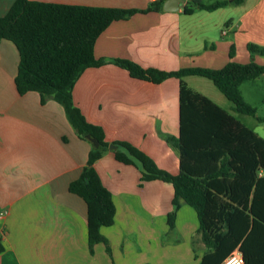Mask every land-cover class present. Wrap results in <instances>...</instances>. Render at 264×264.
Wrapping results in <instances>:
<instances>
[{"label": "crops", "instance_id": "obj_1", "mask_svg": "<svg viewBox=\"0 0 264 264\" xmlns=\"http://www.w3.org/2000/svg\"><path fill=\"white\" fill-rule=\"evenodd\" d=\"M13 1L0 0V17ZM36 1L145 9L152 0ZM248 43L264 47V0L191 14L183 7L136 12L112 21L98 35L93 52L103 63L85 68L71 91L85 120L101 126L108 142L94 168L115 205L113 223L100 228L110 252L97 242L90 253L87 206L68 185L86 165L92 143L78 136L54 99L42 102L36 91L17 92L18 50L0 40V264H198L204 248L194 209L180 198L170 228L172 185L143 180L140 164L119 162L110 147L113 141L128 142L158 168L177 174L178 150L168 138L179 133V79L135 78L114 60L164 71L217 69L230 60L264 64V55L248 52ZM183 80L224 110H233L211 80L198 75Z\"/></svg>", "mask_w": 264, "mask_h": 264}, {"label": "trees", "instance_id": "obj_2", "mask_svg": "<svg viewBox=\"0 0 264 264\" xmlns=\"http://www.w3.org/2000/svg\"><path fill=\"white\" fill-rule=\"evenodd\" d=\"M164 1L152 0L145 9H135L14 0L0 17V40L11 41L19 54L14 78L17 92L36 91L42 102L51 97L62 105L79 137L85 139L89 134L98 141L97 147L92 145L79 176L68 185V190L87 206L90 253L97 242L110 252L100 228L113 223L115 205L94 168L95 160L108 148L104 131L85 120L73 103L72 87L85 68L103 63L94 56V42L112 21L136 12L160 11ZM243 1L186 0L183 12L212 11ZM246 48L251 55H264V47L259 45L248 43ZM229 54L232 56V48ZM114 62L135 78L155 83L168 77L179 79V133L177 138H168L178 150L179 171L171 174L158 168L149 156L124 141L112 142L115 159L139 163L143 180L160 179L172 185V209L167 213L170 228L174 227L180 198L194 209L204 248L198 264H219L236 246L242 252V264H264V138L183 80L186 75L211 80L235 111L264 122L239 89L242 82L264 76V64L230 60L217 69L164 71L143 68L126 59Z\"/></svg>", "mask_w": 264, "mask_h": 264}, {"label": "rangeland", "instance_id": "obj_3", "mask_svg": "<svg viewBox=\"0 0 264 264\" xmlns=\"http://www.w3.org/2000/svg\"><path fill=\"white\" fill-rule=\"evenodd\" d=\"M239 89L242 90L240 93L243 99L255 108L256 115L264 117V79L261 78L258 81H246L239 87ZM225 109L228 110L234 118L246 124L251 129H254L258 135L264 138V122L258 121L253 116L239 113L235 111L234 108L233 110H229L230 108L226 106ZM195 245L197 246L196 239Z\"/></svg>", "mask_w": 264, "mask_h": 264}, {"label": "water", "instance_id": "obj_4", "mask_svg": "<svg viewBox=\"0 0 264 264\" xmlns=\"http://www.w3.org/2000/svg\"><path fill=\"white\" fill-rule=\"evenodd\" d=\"M185 4V0H165L163 2L162 8L164 10L174 11L182 8ZM85 138H87L94 147L98 146V141L95 138L91 137L89 134H86ZM110 147H115V145L111 144Z\"/></svg>", "mask_w": 264, "mask_h": 264}, {"label": "built area", "instance_id": "obj_5", "mask_svg": "<svg viewBox=\"0 0 264 264\" xmlns=\"http://www.w3.org/2000/svg\"><path fill=\"white\" fill-rule=\"evenodd\" d=\"M224 33V31H223ZM4 212L0 213V217L3 216ZM243 255L239 246H236L230 253H228L219 264H242Z\"/></svg>", "mask_w": 264, "mask_h": 264}]
</instances>
